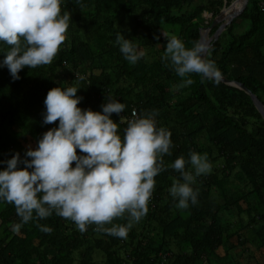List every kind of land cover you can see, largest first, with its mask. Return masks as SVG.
Returning a JSON list of instances; mask_svg holds the SVG:
<instances>
[{
	"label": "trees",
	"instance_id": "1",
	"mask_svg": "<svg viewBox=\"0 0 264 264\" xmlns=\"http://www.w3.org/2000/svg\"><path fill=\"white\" fill-rule=\"evenodd\" d=\"M233 1L82 0V11L77 0H61V14L67 11L71 19L53 62L25 67L15 81L0 68V161L17 152L24 159L29 146L35 149L45 132L58 127L59 121L44 124L42 115L48 92L57 87H77L82 110L101 112L105 96L124 103L125 111L111 117L121 138L133 111L158 110L156 126L171 132L173 144L166 170L155 177L149 211L126 238L96 232L95 225L81 233L54 212L17 232L15 206L0 202V264H264V118L245 90L221 80L201 82L197 74L181 78L162 60L165 37L192 48ZM117 33L146 56L130 64L115 44ZM9 47L0 42V60ZM206 58L264 103V0H249ZM192 151L207 154L212 168L193 185L198 203L180 210L169 189L182 178L168 165ZM6 167L0 163V171ZM127 222L126 216L113 221Z\"/></svg>",
	"mask_w": 264,
	"mask_h": 264
},
{
	"label": "clouds",
	"instance_id": "2",
	"mask_svg": "<svg viewBox=\"0 0 264 264\" xmlns=\"http://www.w3.org/2000/svg\"><path fill=\"white\" fill-rule=\"evenodd\" d=\"M77 3L83 11L82 0ZM70 19L69 12L61 14V0H0V42L10 46L0 68L6 67L15 81L25 67L50 65L67 38ZM165 39L162 60L177 76L197 74L201 82H219L222 74L214 61L206 58V44L196 41L187 48L176 36ZM115 44L130 64L146 56L123 34L117 33ZM76 78L83 80L77 74ZM185 82L194 83L190 78ZM78 91L72 86L48 92L43 123L59 121V125L45 132L35 149L29 146L24 159L17 152L0 161L7 165L0 171V202L15 206L21 218L14 226L17 232L23 224L46 219L54 212L73 221L81 233L95 225L96 232L126 238L133 223L149 211L155 177L166 170L164 157L172 155L171 132L156 126L158 110H153L140 116L134 113L121 138L111 117L123 113L126 105L105 96L101 112L82 110L78 105L83 97ZM168 167L182 178L169 189L175 207L186 210L197 204L199 193L193 185L197 177L211 171L207 154L192 151L187 160L178 157ZM125 216L127 224L113 223ZM37 226L42 232H52L50 227Z\"/></svg>",
	"mask_w": 264,
	"mask_h": 264
},
{
	"label": "water",
	"instance_id": "3",
	"mask_svg": "<svg viewBox=\"0 0 264 264\" xmlns=\"http://www.w3.org/2000/svg\"><path fill=\"white\" fill-rule=\"evenodd\" d=\"M236 0H234L230 6L235 2ZM249 0H242V3L240 5V7L235 10L232 14L229 15V17L226 18L225 15V10L226 8L230 7V6H225L220 13L214 17L212 23L210 26H206L201 30V37L199 39V42H202L204 44H206L208 46V51L212 48L214 41H216L220 34L226 29L227 25H229L232 20L234 19L235 16H238L239 14H241L244 9L246 8V6L248 5ZM219 27L217 28V30L215 31V33H213L212 35H210V30L211 28H213V26L218 25ZM221 81H223L224 83L230 84V85H235L243 90H245L248 94H250V96L252 97L254 104L256 105L257 109L260 111V113L262 114L263 118H264V103L261 101V99H259V97L253 93L249 88H247L243 83L236 81V80H231L228 79L226 77H223L221 75L220 78Z\"/></svg>",
	"mask_w": 264,
	"mask_h": 264
},
{
	"label": "bare ground",
	"instance_id": "4",
	"mask_svg": "<svg viewBox=\"0 0 264 264\" xmlns=\"http://www.w3.org/2000/svg\"><path fill=\"white\" fill-rule=\"evenodd\" d=\"M242 3V0H236L230 7L226 8L225 15L226 18L229 17L235 10H237Z\"/></svg>",
	"mask_w": 264,
	"mask_h": 264
},
{
	"label": "built area",
	"instance_id": "5",
	"mask_svg": "<svg viewBox=\"0 0 264 264\" xmlns=\"http://www.w3.org/2000/svg\"><path fill=\"white\" fill-rule=\"evenodd\" d=\"M135 113V115L137 116V113L133 111V114ZM134 118V115L132 116Z\"/></svg>",
	"mask_w": 264,
	"mask_h": 264
},
{
	"label": "rangeland",
	"instance_id": "6",
	"mask_svg": "<svg viewBox=\"0 0 264 264\" xmlns=\"http://www.w3.org/2000/svg\"><path fill=\"white\" fill-rule=\"evenodd\" d=\"M228 6H230V5H228ZM227 7V6H226ZM209 17H210V15H208ZM237 16H235L234 18H236Z\"/></svg>",
	"mask_w": 264,
	"mask_h": 264
}]
</instances>
